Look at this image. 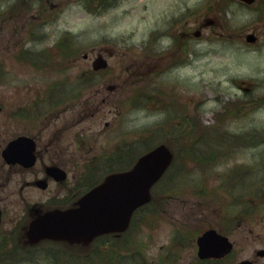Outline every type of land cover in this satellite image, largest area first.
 <instances>
[{
	"label": "rangeland",
	"instance_id": "1",
	"mask_svg": "<svg viewBox=\"0 0 264 264\" xmlns=\"http://www.w3.org/2000/svg\"><path fill=\"white\" fill-rule=\"evenodd\" d=\"M11 1L0 0V72L6 71L0 84H15L20 79L25 84L46 83L48 78L55 77L32 71L25 65L15 70L14 42L29 47V40L33 39L30 41L40 43L32 49L51 48L63 33H70L77 48L75 55H69L75 57L66 75L71 84L80 83L83 71L91 68L95 53L100 52L107 59L108 71L102 77L106 78L104 83L115 85L112 94L116 96V113L113 109L109 114L108 107L102 106L94 117L76 124L75 113L61 112L54 117L55 129L75 124L61 132L65 141L84 128L82 137L98 153L106 137L109 141V132H99L107 120L114 122L113 143L117 147L130 148L138 138H149L160 126L158 136L154 134V141L148 144L165 140L179 154L180 146L196 142L198 151L218 154L206 167L213 178L208 179L202 195L184 190L183 186L194 182L187 178L180 192L170 190L161 195L163 212L154 209L155 217L148 221L145 218L150 214L145 213V222L131 231L130 244H139L143 250L146 260L143 264H196L195 237L205 228H221L226 224L233 250L220 260L222 264L244 258L264 264V257L255 255L256 249L264 248V207L259 205V191L264 192V0L251 5L235 0H116L104 12H92L93 6L86 10V0H46L42 4L35 0L23 23L9 20L6 7ZM186 8L196 11L200 34L191 41V54L178 50L180 65L172 71L167 68L162 81L166 94L176 93L177 119L182 118L178 126L164 123L162 114L148 112L145 103L142 105L144 40L154 28L163 27L167 18L183 15ZM209 20L212 24L206 26ZM248 33L256 36L254 42L245 40ZM168 44L167 37L160 39L162 52L167 51ZM106 51L112 55L108 56ZM84 53L86 58L82 57ZM66 77L60 73L57 79ZM140 97L141 104L137 105ZM166 98L171 104V98L168 95ZM181 127H185L184 132ZM141 150L142 144L130 149L127 161H132ZM119 156L124 157L125 153L120 151ZM118 161L121 160L117 158ZM244 167L248 169L240 183L235 180L223 183L220 175L224 171ZM254 183L258 184L259 193L253 195L250 186ZM230 188L243 193V197L248 190L251 195L238 205L228 194ZM238 207H244L247 213H238ZM183 232L195 235L192 239L191 235L179 238ZM176 236L177 244L172 245L171 239ZM103 251L97 254V261L103 262ZM41 259L16 264H49ZM122 262L139 264L130 255Z\"/></svg>",
	"mask_w": 264,
	"mask_h": 264
},
{
	"label": "flooded vegetation",
	"instance_id": "2",
	"mask_svg": "<svg viewBox=\"0 0 264 264\" xmlns=\"http://www.w3.org/2000/svg\"><path fill=\"white\" fill-rule=\"evenodd\" d=\"M167 19L163 27L154 28L144 40L142 80L145 108L148 112L157 111L162 114L164 123L179 126L182 118L177 119L176 93L169 91L166 94L162 81L167 68L172 71L180 65L178 50L188 55L192 53L191 41L197 38L200 28H196V11H187V8L183 15ZM16 22H19V16ZM162 37L169 39L165 52L160 47ZM30 40L29 47L14 42L15 70L25 65L32 71L44 75L54 74L55 77L48 78L46 83L25 84L20 79L15 84H0V257L3 258L0 264L21 261L36 263L39 258L51 264H61L65 257L68 260L77 257L79 264H85V252L92 249L93 241L94 262L97 263L101 241L107 237L116 238L115 235L100 236L89 244H69L52 239L30 243L27 229L31 220L38 215L54 208L73 206L105 163L116 161L118 150L113 143V121L104 120L102 123L103 128L99 132H109L110 135L109 141L106 137L98 153L82 137L84 128L74 132L73 139L65 141L64 131L75 124H63L55 129L53 123L54 117L63 111L75 113L76 124L86 117H94L102 106L108 107L107 113L112 114L113 109L116 113V96L112 94L115 85L104 83L106 78L102 75L108 71L107 61V68H90L83 71L80 83H69L66 77L71 61L69 55L61 53L55 46L32 49L40 42ZM106 52L108 56L112 55L111 51ZM94 55L91 65L97 57L102 56L100 52ZM82 57L87 56L83 54ZM60 73L67 79H57ZM5 74L6 71L1 70L0 79ZM85 74L89 78L83 77ZM109 74L113 75L112 72ZM167 95L171 98V104ZM180 131L184 132L185 127H181ZM12 141L14 145L9 147ZM5 151L6 156L3 154ZM90 155L93 158L90 159ZM85 164L89 167H85Z\"/></svg>",
	"mask_w": 264,
	"mask_h": 264
},
{
	"label": "water",
	"instance_id": "3",
	"mask_svg": "<svg viewBox=\"0 0 264 264\" xmlns=\"http://www.w3.org/2000/svg\"><path fill=\"white\" fill-rule=\"evenodd\" d=\"M241 1L250 4L254 0ZM246 40L254 41L255 36L249 33ZM104 66L105 60L101 57L93 64L94 68ZM13 145L14 141L9 147ZM6 153L3 154L6 156ZM172 159L173 152L166 144L156 145L140 155L128 170L107 174L100 183L81 195L75 206L55 208L31 220L27 229L29 242L49 238L88 244L98 235L123 232L128 228L133 212L149 202L152 185L162 176ZM196 243L199 258H219L232 248L228 237L213 228L200 234ZM256 255H264V249H258ZM231 264H253V261L242 259Z\"/></svg>",
	"mask_w": 264,
	"mask_h": 264
},
{
	"label": "trees",
	"instance_id": "4",
	"mask_svg": "<svg viewBox=\"0 0 264 264\" xmlns=\"http://www.w3.org/2000/svg\"><path fill=\"white\" fill-rule=\"evenodd\" d=\"M41 4L46 1V0H38ZM47 1H53V0H47ZM116 0H86L85 4V9L88 10L93 6L92 12H104L107 8L106 6H109L110 4L114 3ZM35 2V0H12L8 5L6 11L9 12L10 17L9 20L14 22L17 20V17L19 16L22 20L23 23V18L26 16L28 11L30 10L32 4ZM6 14V13H5ZM4 14V15H5ZM55 49H58L61 53L63 54H69V55H75L77 53V48L74 46V41L71 39V34L68 32L63 33L55 42ZM54 51V50H53ZM51 53V51H50ZM55 54V53H53ZM245 137H248L247 135ZM198 139V138H197ZM247 140V138H245ZM203 140V138H202ZM165 141V140H162ZM167 143V142H165ZM145 143L143 142L142 147L146 146L144 145ZM195 144L196 142H190L189 145H182L178 149L180 150L181 153H175V159L166 173L164 177L161 179L160 182H158L153 188H152V199L149 203L143 205L139 209H137L133 215L132 221H131V226L130 229L128 230L129 232L126 234L127 236L123 239L121 237L116 238V239H111L110 237H107L103 242H102V248H103V256L104 258L103 262L101 261V264H127V262L123 263L122 261L125 259L126 256L130 255L134 258V260L137 259V262L139 264H143V262H146L145 257L142 253L143 250L139 249V244L138 246L136 245H131L130 242L133 237L131 231L137 228H140V226L148 220H152L155 217V210L158 212H163V206L161 205V195H164L166 193H170V190H176L180 192L183 190L182 186L184 183V180L187 178H190L191 181H194L193 184H186V186H183L184 190H191L193 194H199L202 195L203 191L206 190L207 182L208 179L211 176L210 170L207 171L206 167L208 166V163L211 161H215V159L218 157L217 155H210L208 152L205 151H198L195 149ZM126 156V155H125ZM127 157H121L119 156L118 159L121 160L120 162L118 161V164L116 166L108 165V171L116 170V169H122L123 167L126 168L129 166V161H125ZM248 167H244L242 169H228L224 171L220 175V178L222 179L223 183L226 184L228 181H238L239 179L244 177ZM196 175V178H195ZM213 178V177H212ZM221 179L220 182H221ZM164 180H167L168 182L166 185H161L160 183L163 182ZM96 181L90 182L86 189L90 187L93 183ZM240 183V182H239ZM160 184V185H159ZM182 184V185H181ZM255 184H253L254 186ZM164 186V187H163ZM252 186V187H253ZM251 187V186H250ZM251 190V189H250ZM248 190L245 195L242 196L240 193H236L233 188H230L228 191L229 195L233 196V201L237 203L238 205L246 202V198L251 195ZM255 189L253 192L254 194L260 193L259 197L261 199L259 205L264 207V192L262 190ZM248 206V205H247ZM244 207H238V213H247V211L243 210ZM250 212H257V209H249ZM145 213H149L150 215L144 219ZM139 223V227L138 224ZM229 226H226V229H221L224 232H227ZM228 233V232H227ZM185 236L190 235L188 233L184 234ZM108 236V235H106ZM177 244V243H176ZM143 246V243L140 244ZM93 249L94 246L91 250V253H87L88 255L90 254L92 257L86 258V264H92L93 263ZM124 251V253H122ZM87 255V256H88ZM3 259L0 257V260ZM78 259H75V264H78ZM200 263V261H198ZM197 262V264H198ZM222 264L220 260H214L211 261L210 264ZM72 264V263H70ZM227 264V263H225Z\"/></svg>",
	"mask_w": 264,
	"mask_h": 264
}]
</instances>
